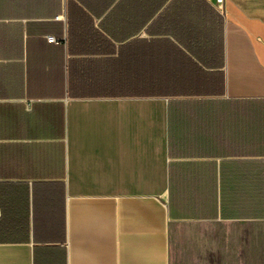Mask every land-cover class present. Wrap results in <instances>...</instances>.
<instances>
[{"label": "crops", "instance_id": "0c3cea01", "mask_svg": "<svg viewBox=\"0 0 264 264\" xmlns=\"http://www.w3.org/2000/svg\"><path fill=\"white\" fill-rule=\"evenodd\" d=\"M174 240H264V0H0V264Z\"/></svg>", "mask_w": 264, "mask_h": 264}, {"label": "rangeland", "instance_id": "374dc122", "mask_svg": "<svg viewBox=\"0 0 264 264\" xmlns=\"http://www.w3.org/2000/svg\"><path fill=\"white\" fill-rule=\"evenodd\" d=\"M174 250L175 264H264V240H174Z\"/></svg>", "mask_w": 264, "mask_h": 264}, {"label": "built area", "instance_id": "2783aa9c", "mask_svg": "<svg viewBox=\"0 0 264 264\" xmlns=\"http://www.w3.org/2000/svg\"><path fill=\"white\" fill-rule=\"evenodd\" d=\"M209 1H214V3L216 4L218 10L221 11L223 9L224 0H209ZM49 41L50 42H54V39L50 38Z\"/></svg>", "mask_w": 264, "mask_h": 264}]
</instances>
